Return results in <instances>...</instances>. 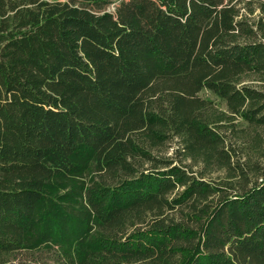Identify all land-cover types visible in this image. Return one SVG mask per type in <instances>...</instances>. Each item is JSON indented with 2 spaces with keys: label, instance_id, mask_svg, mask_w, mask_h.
<instances>
[{
  "label": "trees",
  "instance_id": "trees-1",
  "mask_svg": "<svg viewBox=\"0 0 264 264\" xmlns=\"http://www.w3.org/2000/svg\"><path fill=\"white\" fill-rule=\"evenodd\" d=\"M0 264H264V0H0Z\"/></svg>",
  "mask_w": 264,
  "mask_h": 264
},
{
  "label": "rangeland",
  "instance_id": "rangeland-1",
  "mask_svg": "<svg viewBox=\"0 0 264 264\" xmlns=\"http://www.w3.org/2000/svg\"><path fill=\"white\" fill-rule=\"evenodd\" d=\"M113 4H111L109 6V9H112V5ZM202 95L207 97V98H210V99H213L215 101H218L219 105L223 107V103H221L219 100H217V98L213 94H211V93H209L207 91H204L202 93ZM176 143L177 142L175 141V139H172V140L168 141L165 145H163L160 148L156 149V152L158 154H161V155H164V156H167V155L170 156L172 149L176 146ZM175 158L179 159V156H176ZM221 176H223V172L219 171V172H212L210 175H207L206 177L207 178H212L214 180H218Z\"/></svg>",
  "mask_w": 264,
  "mask_h": 264
}]
</instances>
